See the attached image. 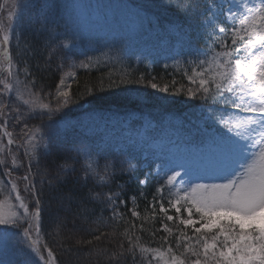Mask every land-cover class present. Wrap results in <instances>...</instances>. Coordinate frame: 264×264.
Returning <instances> with one entry per match:
<instances>
[{
	"label": "snow or ice",
	"instance_id": "1",
	"mask_svg": "<svg viewBox=\"0 0 264 264\" xmlns=\"http://www.w3.org/2000/svg\"><path fill=\"white\" fill-rule=\"evenodd\" d=\"M7 3L5 0L0 4V11ZM43 7L51 5L46 3ZM168 7L189 19L198 14V0H168ZM200 15L203 19L199 27L206 46L194 50L195 59L186 61L193 65L191 74L186 70L184 76L190 85L187 95L198 97L207 105L208 119L219 126L218 130L201 141L203 147L197 152L188 153L191 162L174 163L169 159L156 164L155 168L150 164L143 178H136L141 187L149 183L150 176L162 180L148 201V207L153 219L158 214L163 217L160 230L168 234L162 238L168 244L166 250L143 247L138 243L139 236L128 235V247L125 249L121 244V251L108 254L109 264H126L129 256L132 264H136L137 250L141 254L152 253L148 264L152 260H163L164 264H264V0H260L259 6L251 4V0H219V3L212 0ZM8 19L7 27L0 23V166L3 176L8 178L10 192L5 201H0V208L8 206L7 213L0 211V226L4 230L14 229L13 234L19 237L17 243L25 259L17 264H57L53 249L40 239L46 190L47 194L55 193L60 203L64 200L70 204L75 202L78 215L88 216L95 212L89 205L99 203L106 205L113 219L122 215L121 206L127 207L130 202L136 204L138 199L147 200L148 195L141 191L125 198L119 184L116 185L118 190L111 188L117 175L133 179L137 164L131 158L119 161L121 167L117 169L116 159L104 156L101 173L99 151L94 155L87 146L77 150V155L86 163L81 166L83 175L75 181L87 191H63L66 178L76 172L78 161L73 158L66 157L54 166L45 163L41 167L42 158L51 153V141L45 142L40 135L42 128L30 126L29 121L43 120L45 116L50 119L54 112L70 103L71 97L63 79L54 96L37 88L26 58L23 67L14 68L9 51L15 35L11 12ZM50 23L45 13L41 34L47 32L45 47L49 62L58 50L70 48L69 44L58 42V35L48 30ZM29 53L34 55L35 49L26 46L19 55L27 57ZM96 63L99 65L100 61ZM79 66L90 68L91 58ZM144 79L142 73L135 83L140 84ZM152 79L154 81L155 77ZM127 80L125 72L119 83L125 84ZM114 83L109 77V89ZM148 86L166 94L170 91L167 84L161 87L150 82L145 85ZM88 92L92 94V89ZM52 100L56 101V108L52 107ZM10 121L21 126L19 139L22 143L18 144L9 130ZM14 145L17 153L22 150L23 160L13 153ZM21 168L23 174L13 177V172ZM18 181L23 183L24 196ZM4 183L0 180V184ZM96 188H108V191L97 192ZM166 192L174 194V198L167 199V207ZM13 198L15 203L10 202ZM128 210L133 218L140 217L135 207ZM172 210L175 215L169 214ZM165 221L175 224L179 232L175 236V248L182 249L179 255L169 242L174 229ZM0 264L6 262L0 261Z\"/></svg>",
	"mask_w": 264,
	"mask_h": 264
},
{
	"label": "trees",
	"instance_id": "2",
	"mask_svg": "<svg viewBox=\"0 0 264 264\" xmlns=\"http://www.w3.org/2000/svg\"><path fill=\"white\" fill-rule=\"evenodd\" d=\"M129 2H134L135 5L139 6L146 13V17L154 23V26L161 30L168 25H174L178 29L185 28L193 31L196 30L195 26L198 24L197 18L202 12L201 5L204 0H198V14L191 19L181 15L175 8L168 7V0H129L128 4ZM25 41L26 44L35 49V54L29 53L27 57H22L19 55L22 50L17 51L15 48H12L11 55L13 54L15 57V54H17L15 58L18 59V68L23 67V60L26 58L30 71L36 78L37 88H43L44 92H51L53 96L56 93L60 80H64V63H58V61L62 62V58L65 59L63 53L65 57L77 60H79V53L76 49L84 57L88 55V50L82 46L72 49H60L52 56L49 62L48 49L43 43H39L31 37L25 39ZM192 43L195 49H204L206 46V42L202 37H196L192 40ZM9 51L11 52L10 48ZM59 64L63 65V67H60ZM37 66L39 70H37ZM191 67L187 70L189 74H191ZM71 72L72 75L67 86L71 97L70 103L66 107L61 108L60 111L54 112L50 119L45 116L43 120L35 119L29 121L30 126L42 128L43 131L40 135L44 136L45 142L51 141V153L47 157L42 158V168L45 163L49 166H54L56 163L63 162L66 157H71L73 160L78 161L75 165L76 172L71 173L66 178L67 183L63 185V191L65 192L79 193L87 191L82 184L75 182L77 177L83 175L81 166L86 163L77 155L78 149L82 150L87 146L93 150L94 155L96 151H99L101 156L99 160L101 173L105 164L104 156H108L109 159L115 158L117 169L121 167L119 161L128 157L111 145H97L93 137L79 130L74 125L64 124V121L75 120L82 113L91 110L95 113L134 112L145 114L155 122L161 123L162 119L167 115L181 118L184 113L205 105L198 97L190 98L187 95V88L190 85L184 76L185 72H172L164 69L157 63L148 64L145 61H138L137 63L129 61L120 68L84 69L79 67L78 69L71 70ZM125 72L128 73V80L125 84H120L119 81ZM142 73L145 77L144 81L140 84L135 83ZM22 76L24 75L22 74ZM109 77L115 81L111 89H109ZM153 77H155L154 81ZM101 80H103V83H101ZM150 82H155L161 87L165 84L169 85V93L166 94L153 90L150 86L145 87ZM173 82L175 83L173 84ZM116 85L119 86L117 87ZM88 89H92V94H89ZM100 89H104V91H100ZM52 107H57L55 100H52ZM182 127L184 128V125ZM192 127L189 123L185 129L190 130ZM20 128L19 124L13 125L11 121L9 122V130L14 133V138H16L18 144L22 143L18 139ZM193 138L190 135L187 140L192 141ZM13 148L16 149L15 145ZM132 162L137 164V171L132 174L133 179L129 180L127 175H117L111 183V188L118 190L116 189V185L119 184V190H123L125 198L130 194H138L143 191L148 195V199H138L136 204L130 202L127 207L121 206L119 212L122 215L116 216L114 219L107 210L106 205L99 203L89 205V209L94 208L95 212H90L88 216L78 215L75 202L70 204L68 200H64L60 203L55 193L47 194L46 190L42 210L40 239L42 242H46L49 247H55L63 258V264H109L108 254L121 251V244L124 245L125 249L128 247V235L133 237L139 236L138 243L143 247L159 248L162 252L166 250L168 244L164 243L162 238L168 234L160 230L163 217L158 214L153 219L151 210L148 207V201L151 200L155 188L159 183H162V180L157 182L154 179L149 180L146 186L141 187L136 178H143L147 172V168H144L136 158L132 159ZM68 163L71 164L72 161L69 160ZM23 171V168H21L18 172H13V177L21 176ZM126 181L127 184H125ZM95 191L105 192L108 191V188H96ZM166 201L165 207L168 206ZM58 207L62 208L58 209ZM133 207L140 212V217L133 218L131 216L128 209ZM48 209H53V212L56 213L55 222H53ZM169 214L175 215L174 210L170 211ZM165 222L169 224V227L174 229L173 235L169 236V242L172 244L176 254L179 255L182 249L177 250L175 248V236L179 232L176 230L175 224ZM153 232H155L154 236L152 235ZM188 234H191V230H188ZM96 236H99L100 239L96 240ZM88 241H91V243H88ZM53 252L57 257V264H59V254L54 250ZM151 256L152 253L141 254L137 250L136 264H148ZM126 264H132L131 256L128 257ZM151 264H160V262L152 260Z\"/></svg>",
	"mask_w": 264,
	"mask_h": 264
},
{
	"label": "rangeland",
	"instance_id": "3",
	"mask_svg": "<svg viewBox=\"0 0 264 264\" xmlns=\"http://www.w3.org/2000/svg\"><path fill=\"white\" fill-rule=\"evenodd\" d=\"M127 1L8 0L4 9L0 11V23L7 27L9 13H12L11 23L15 26V35L9 46L11 53L12 48L21 51L29 46L25 39L30 37L45 46L47 32L41 34L45 13L51 22L47 28L54 35H58V42L69 44V49L80 46L86 48L87 57L81 55V52L76 49L79 60L65 57L63 53L65 59L62 58V62L58 61V63H64L65 86L69 85L71 70L78 69L81 62H89V58L92 65L90 68L114 69L122 67L129 61L135 63L145 61L148 64H160L164 69L172 72L184 73L193 66L186 61L195 59L193 55L195 46L192 40L202 37V29L199 27L203 19L202 15L197 18L196 30L178 29L174 25H168L161 30L154 26L139 6L134 2L128 4ZM4 2L5 0H0V4ZM216 2L219 3V0ZM46 3L51 7L44 8L43 5ZM211 3L212 0H204L201 13H204ZM13 4L16 7H13ZM251 4L259 6L260 0H251ZM12 57L14 68H18V59L13 54ZM97 60L100 61L99 65L96 63ZM165 65H167L166 68ZM20 79H24L22 74ZM135 118L137 122H134ZM182 120L185 121V125L190 123L193 127L190 130L183 128L181 120L177 118L169 120V117H165L162 124L158 125L154 124L148 116L138 117L132 112L95 113L89 110L75 120L64 121V124L74 125L82 130L93 137L97 145L114 146L124 152L128 158L138 159L148 172L150 164L155 168L156 164L166 163L169 159L174 163L191 162L188 153H195L203 147L201 141L205 140L208 134L217 132L219 127L208 119L206 104L184 114ZM190 135L194 137L192 141L187 140ZM12 151L18 155V159L22 160V150L17 153V150L12 147ZM7 179L3 176V167L0 166V180L5 181L4 184H0V201H5L9 196L10 187ZM153 179L156 182L160 180L159 177H149V180ZM18 188L22 196L26 195L23 191V183L19 181ZM169 198H174V194L169 195L166 192L165 200ZM10 202L15 203L14 198ZM61 208L58 207V209ZM0 211L7 213V204L0 208ZM48 212L55 222L56 213L53 209H48ZM14 232V229L4 230L3 226H0V261H5L6 264H17L18 261L25 259L17 243L19 237L14 235ZM50 247L59 254L55 247ZM58 256L59 264H63L61 254ZM165 258H169L167 254ZM155 262L164 264L163 260H155Z\"/></svg>",
	"mask_w": 264,
	"mask_h": 264
}]
</instances>
